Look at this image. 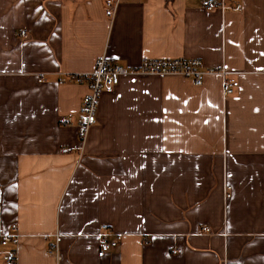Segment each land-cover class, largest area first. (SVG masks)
Returning <instances> with one entry per match:
<instances>
[{"label": "crops", "instance_id": "0c3cea01", "mask_svg": "<svg viewBox=\"0 0 264 264\" xmlns=\"http://www.w3.org/2000/svg\"><path fill=\"white\" fill-rule=\"evenodd\" d=\"M105 1L0 0V235L16 229L17 264H264V0H120L112 18ZM102 56L196 59L239 85L121 77L80 154L62 120L88 87L71 77ZM102 225L120 239L100 258Z\"/></svg>", "mask_w": 264, "mask_h": 264}, {"label": "built area", "instance_id": "2783aa9c", "mask_svg": "<svg viewBox=\"0 0 264 264\" xmlns=\"http://www.w3.org/2000/svg\"><path fill=\"white\" fill-rule=\"evenodd\" d=\"M120 0L105 1V15L112 18ZM225 0H206L202 7L207 11L215 8L224 9ZM219 74L222 79V96H230L239 83L233 78H228V74L222 69L211 70L202 67L200 60L196 59H172V60H148L144 59L136 67H123L110 62L104 57L96 60L93 71L85 75H76L71 77V81L77 84H85L88 87L87 94L82 98L79 114L74 117L72 115L62 120L65 126H74L77 129L78 139L82 145L86 139L89 129L96 124V111L99 104V98L102 93H110L118 85L121 77L146 75V76H180L188 78L196 85H201L203 75ZM71 149L63 148L61 152H70ZM80 156V155H79ZM230 187L225 188V197L230 196ZM206 232L210 230L205 228ZM99 251L98 257H103L107 252L117 245L120 239L119 235L112 233L106 225H102L100 232L97 234ZM111 238L112 240H109ZM19 242V235L15 228L10 234L0 235V249H6L0 254L3 264H17V253L15 246Z\"/></svg>", "mask_w": 264, "mask_h": 264}]
</instances>
